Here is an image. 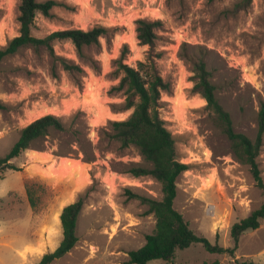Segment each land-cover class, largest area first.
<instances>
[{"label":"rangeland","instance_id":"obj_1","mask_svg":"<svg viewBox=\"0 0 264 264\" xmlns=\"http://www.w3.org/2000/svg\"><path fill=\"white\" fill-rule=\"evenodd\" d=\"M56 1L73 9L54 7L50 18L37 15L34 36L98 25L116 30L108 39H100V50H86L98 61L97 72L77 57L69 41L54 43L56 55L85 70L82 87L60 68L52 76V61L44 50L22 49L0 63V103L4 105L0 159L17 141L20 130L42 116H57L66 127L64 132L51 131L35 148L11 160L17 171H0V221L14 235L15 245L48 233L47 251H53L62 239L56 218L79 197L84 202L76 223L73 254L77 255L54 264L117 260L127 264L128 257L122 261L124 254L142 247L145 236L153 233L155 217L135 196L160 200L161 185L151 176H131L129 168L149 165L137 148H121L109 136L113 132L108 121L124 120L130 114L119 111L123 98L110 92L118 83L113 75L116 60L127 45L125 64L135 67L137 61L154 57L160 75L171 86L170 92L161 94L160 117L175 140L177 160L187 165L176 182L174 208L198 235L231 248L230 227L258 209L264 195L248 166L233 155L205 101L191 93V66L179 51L182 44L188 46V54L198 47L207 50L211 81L218 86L217 95L231 115L234 130L254 140L259 100L264 99V0ZM18 6L19 0H0V48L18 35ZM141 18L163 23L152 49L136 39L135 21ZM63 158L72 163L64 167ZM256 162L264 182V134ZM51 172L63 178L50 177ZM26 184L36 201L35 210L28 203ZM175 256L177 264H212L215 258L218 264H264V219L258 229L240 236L233 256L211 254L201 244L178 250ZM86 258L90 260L83 263ZM158 261L162 262H154Z\"/></svg>","mask_w":264,"mask_h":264},{"label":"trees","instance_id":"obj_2","mask_svg":"<svg viewBox=\"0 0 264 264\" xmlns=\"http://www.w3.org/2000/svg\"><path fill=\"white\" fill-rule=\"evenodd\" d=\"M249 3L251 0H245ZM54 7H63L72 10L70 6L56 0H19L18 35L10 39L4 47L0 48V63L7 57L17 54L22 49H31L34 53L44 50L52 61L51 74L57 76V68L66 72L78 87H82L85 75L83 67L62 56L56 55L54 43L69 41L75 49L77 57L85 62L94 71L99 70L98 61L89 56L88 49H101L100 39L109 38L115 33V28L94 26L88 30L67 29L52 32L44 37L32 34L34 21L37 15L50 18ZM163 28L160 20L138 19L135 21L136 39L140 45L152 49L155 41L159 39L157 31ZM187 45L182 44L179 51L180 58L191 66L192 88L191 93L198 95L205 101V109L213 117L222 134L229 140L233 155L242 164L247 165L252 177L264 195V182L256 162L262 146L264 134V99L259 100L257 113V134L254 140L234 130L231 115L221 104L217 95L218 86L211 81L212 73L208 69L207 50L195 48L194 53L188 54ZM129 50L124 45L116 68L113 73L118 83L110 89L111 93L119 94L123 98L119 111H130L124 120H109L112 139L120 143L121 148H137L141 158L149 167H132L128 172L137 178L151 176L161 185L162 197L155 200L136 195L143 204L148 206V212L155 217V229L152 234L145 236L142 247L128 252L127 264H148L152 260H161L172 263L175 253L190 247L192 244H201L203 248L216 255L229 254L233 256L238 247L240 236L246 231L259 228L264 219V202L252 211L246 218L234 223L230 227L229 235L231 248H224L211 244L204 236L198 235L184 217L174 208L176 198V182L181 173L187 170V165L177 160L175 140L165 127L160 117L161 94L170 92V84L159 73L154 57H146L137 61L135 67L125 64ZM156 57H159L158 55ZM4 105L0 103V110ZM66 127L61 119L54 115L42 116L20 130L17 141L8 153L0 159V171L7 169L17 171L10 161L17 158L22 152L33 149L36 144L43 141L51 131L64 132ZM58 157L63 154H56ZM1 179V178H0ZM30 207L35 210L36 201L28 184L25 186ZM83 198L66 205L59 216L62 230V239L57 248L44 254L38 264H50L69 253L77 243L76 223L83 207ZM206 264V263H205ZM212 264H218L214 262ZM240 264H253L243 262Z\"/></svg>","mask_w":264,"mask_h":264},{"label":"crops","instance_id":"obj_3","mask_svg":"<svg viewBox=\"0 0 264 264\" xmlns=\"http://www.w3.org/2000/svg\"><path fill=\"white\" fill-rule=\"evenodd\" d=\"M31 218H32V222H33V220H35V217L33 215H31ZM39 235H41V238L33 237V241L31 243L28 242V243H25L22 246L18 247L15 245L14 235L8 234L7 228L4 227L3 222L0 221V264H38L39 261L41 260L42 256L44 254L48 253L47 250L49 247H47V246L49 244L48 243L49 240L51 239V237L48 233H39ZM75 249H76V247H74L69 253H67L63 257L56 259V260H60V259L64 258L65 256H69V257L72 255L76 256L77 255L76 253L73 254V251H75ZM175 255H176V253H175ZM91 257H93V256H91ZM127 257H128V254H124L122 261L125 262V260H127ZM175 257L176 256H174V260L172 263H167L164 261L154 262L155 260H152L148 264H177V262H175ZM216 259L217 258H215L213 263L217 261ZM88 260H90V259L89 258L84 259L83 263H86ZM188 262L189 261H185V262H183V264H189ZM50 264H54V262H52ZM66 264H73V263L71 262V263H66ZM106 264H124V263H121V262H119V260H117L115 262L114 261H111V262L107 261ZM201 264H204V263H201ZM219 264H222V263L220 262Z\"/></svg>","mask_w":264,"mask_h":264},{"label":"bare ground","instance_id":"obj_4","mask_svg":"<svg viewBox=\"0 0 264 264\" xmlns=\"http://www.w3.org/2000/svg\"><path fill=\"white\" fill-rule=\"evenodd\" d=\"M72 163V161H70V160H68V159H66V158H63V162H62V164H63V166L64 167H67L68 165H70ZM80 175L82 176L83 175V171H82V169H80ZM50 177H54V178H56V179H62L63 178V176L62 175H60V174H53L52 172L50 173V175H49ZM82 178V177H81ZM210 183V182H209ZM82 184V183H81ZM56 223H58L59 224V217L58 218H56Z\"/></svg>","mask_w":264,"mask_h":264}]
</instances>
